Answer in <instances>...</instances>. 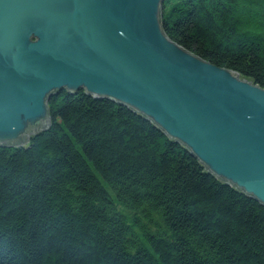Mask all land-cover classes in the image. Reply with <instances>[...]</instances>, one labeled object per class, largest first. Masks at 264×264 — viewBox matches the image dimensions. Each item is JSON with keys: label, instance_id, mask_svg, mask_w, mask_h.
I'll list each match as a JSON object with an SVG mask.
<instances>
[{"label": "trees", "instance_id": "trees-1", "mask_svg": "<svg viewBox=\"0 0 264 264\" xmlns=\"http://www.w3.org/2000/svg\"><path fill=\"white\" fill-rule=\"evenodd\" d=\"M165 33L264 88V0H166ZM0 145V264H264V205L153 122L62 91Z\"/></svg>", "mask_w": 264, "mask_h": 264}, {"label": "water", "instance_id": "water-1", "mask_svg": "<svg viewBox=\"0 0 264 264\" xmlns=\"http://www.w3.org/2000/svg\"><path fill=\"white\" fill-rule=\"evenodd\" d=\"M166 0H0V145L51 125L67 91L124 105L264 205V88L173 41Z\"/></svg>", "mask_w": 264, "mask_h": 264}]
</instances>
